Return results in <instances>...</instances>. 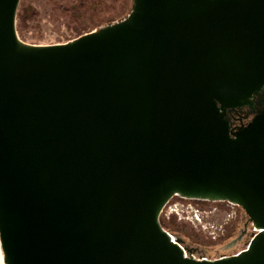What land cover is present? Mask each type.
Segmentation results:
<instances>
[{
  "label": "water",
  "instance_id": "obj_1",
  "mask_svg": "<svg viewBox=\"0 0 264 264\" xmlns=\"http://www.w3.org/2000/svg\"><path fill=\"white\" fill-rule=\"evenodd\" d=\"M19 3L0 0L5 264H264V112L236 130L226 115L264 88V0H133L53 46L18 39ZM174 196L238 206L259 232L193 259L159 222Z\"/></svg>",
  "mask_w": 264,
  "mask_h": 264
},
{
  "label": "rangeland",
  "instance_id": "obj_2",
  "mask_svg": "<svg viewBox=\"0 0 264 264\" xmlns=\"http://www.w3.org/2000/svg\"><path fill=\"white\" fill-rule=\"evenodd\" d=\"M25 4L35 9L38 14V22L30 23L24 28L22 37H19L16 32L18 39L22 43L31 46H53L66 44L77 39L75 34L69 29L70 27L64 16L60 15L59 10L54 7L52 0H25ZM131 4L133 5V0L130 2V11L122 20L130 14ZM16 23L17 21H15V26ZM98 29L100 27H94L89 33ZM174 206H177L178 209L183 208V212H179V215H176L170 211L169 207L174 209ZM185 210L191 213H186ZM195 212H197L198 221L193 217ZM161 215L166 220L175 219L177 224H184L191 228L194 233L203 237L204 240L200 241L194 239V237L193 239L190 238L185 231L174 230V233L166 231L172 237L180 239L183 242L181 246L190 250L191 254L196 258L204 257L214 260L223 254L236 255L248 247L251 239L249 237L250 225L247 224L249 220L244 211L238 206L226 202L186 200L179 197L178 200L176 198L171 200L163 209ZM243 223L247 224L245 236L239 243L233 245L232 242L239 234ZM231 227L233 231L230 232ZM237 228L239 231L236 230Z\"/></svg>",
  "mask_w": 264,
  "mask_h": 264
},
{
  "label": "trees",
  "instance_id": "obj_3",
  "mask_svg": "<svg viewBox=\"0 0 264 264\" xmlns=\"http://www.w3.org/2000/svg\"><path fill=\"white\" fill-rule=\"evenodd\" d=\"M54 7L59 10V14L64 16L69 25V29L76 38L91 32L94 27L103 28L105 26L121 21L130 11V2L132 0H52ZM132 5V4H131ZM37 12L30 5L21 0L16 13V32L22 37V31L30 23L38 22ZM102 26V27H101ZM178 200L174 196L171 200ZM170 200V201H171ZM169 201V202H170ZM168 202V203H169ZM161 227L168 233H174V230L185 231L190 238L204 240L202 236L184 224H177L175 219L166 220L163 215L160 216ZM233 231L231 227L230 232Z\"/></svg>",
  "mask_w": 264,
  "mask_h": 264
},
{
  "label": "flooded vegetation",
  "instance_id": "obj_4",
  "mask_svg": "<svg viewBox=\"0 0 264 264\" xmlns=\"http://www.w3.org/2000/svg\"><path fill=\"white\" fill-rule=\"evenodd\" d=\"M250 101H251L250 105L243 106L240 108L231 109V110H228L226 112V115H227V118H228V121H229V124H230V127L232 130H236L240 127L246 126L248 123H250L252 121V119L256 115L264 112V88H262L260 91L256 92L251 97ZM247 224L250 225L249 237L251 238L253 236V230H252L253 225L249 222H247ZM247 224L243 223L240 231L238 228L236 229L239 231V234L237 235L236 239L234 240L236 244L239 243L241 241V239L245 236V233H246L245 228H246ZM182 244H183V242H182ZM186 250H187L188 256H191L193 259L204 258V257L196 258L191 254L190 250H188V249H186ZM230 256H233V255L223 254V255L215 258L214 260L220 259L221 257H230ZM206 260H211V259L206 258Z\"/></svg>",
  "mask_w": 264,
  "mask_h": 264
},
{
  "label": "built area",
  "instance_id": "obj_5",
  "mask_svg": "<svg viewBox=\"0 0 264 264\" xmlns=\"http://www.w3.org/2000/svg\"><path fill=\"white\" fill-rule=\"evenodd\" d=\"M167 204H168V203H167ZM167 204H166V206H167ZM166 206H165V207H166ZM165 207H164V208H165ZM164 208H163V209H164ZM182 209H183V208H182ZM182 209H178L177 206H174V209H172L171 207H169V210L172 211L173 213H175L176 215H179V212H183ZM162 211H163V210H162ZM192 211H194V210H192ZM185 212H186V213H191V212H188V210H185ZM161 213H162V212H161ZM193 217H194L195 220L198 221V215H197V212H195V213L193 214ZM252 230H253V236H255V235L259 232V231H258L257 229H255L254 227H253ZM253 236L251 237V239L253 238ZM251 239H250V240H251ZM243 251H244V250H243ZM221 258H224V257H221ZM200 260H206V258H200Z\"/></svg>",
  "mask_w": 264,
  "mask_h": 264
},
{
  "label": "bare ground",
  "instance_id": "obj_6",
  "mask_svg": "<svg viewBox=\"0 0 264 264\" xmlns=\"http://www.w3.org/2000/svg\"><path fill=\"white\" fill-rule=\"evenodd\" d=\"M0 264H5L4 256H3V252H2L1 246H0Z\"/></svg>",
  "mask_w": 264,
  "mask_h": 264
}]
</instances>
